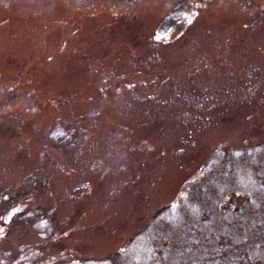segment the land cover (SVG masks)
I'll return each mask as SVG.
<instances>
[{"label":"rangeland","instance_id":"rangeland-1","mask_svg":"<svg viewBox=\"0 0 264 264\" xmlns=\"http://www.w3.org/2000/svg\"><path fill=\"white\" fill-rule=\"evenodd\" d=\"M245 140L264 143V0H0V250L54 230L37 264L121 249Z\"/></svg>","mask_w":264,"mask_h":264},{"label":"trees","instance_id":"trees-1","mask_svg":"<svg viewBox=\"0 0 264 264\" xmlns=\"http://www.w3.org/2000/svg\"><path fill=\"white\" fill-rule=\"evenodd\" d=\"M191 6L178 2L160 21L156 33L163 43L184 33ZM179 190L175 201L154 211L123 248L58 264H264V143L217 145ZM20 213L9 218L11 233ZM54 233L24 246L23 254L0 250V264L50 258L56 254L51 248L62 243Z\"/></svg>","mask_w":264,"mask_h":264}]
</instances>
